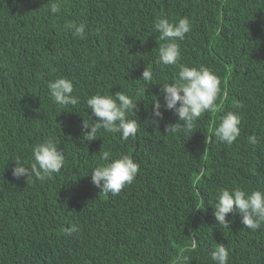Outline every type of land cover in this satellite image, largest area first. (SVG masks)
I'll return each instance as SVG.
<instances>
[{"label": "trees", "instance_id": "obj_1", "mask_svg": "<svg viewBox=\"0 0 264 264\" xmlns=\"http://www.w3.org/2000/svg\"><path fill=\"white\" fill-rule=\"evenodd\" d=\"M59 2L53 14L48 0H0V264H175L177 257L215 264L210 252L220 243L228 264H264V225L252 231L229 213L225 228L211 205L224 188L264 191V0ZM158 17L190 20L179 62L207 66L220 80L217 112L202 114L193 133L171 110L162 109L159 127L151 121L153 102H164L162 84L178 75L176 66L156 63ZM66 22L86 24L85 37ZM147 66L151 83L141 79ZM59 77L72 81L77 105L53 102L48 84ZM118 91L138 100L128 116L138 122L136 136L101 129L102 137L85 140L87 98ZM229 111L241 117L231 145L214 135ZM177 122L179 130L166 132ZM49 136L63 152L61 171L28 184L16 179L15 158L30 164L33 146ZM101 150L139 164L116 196L91 182L92 169L105 163ZM73 225L78 231L66 236Z\"/></svg>", "mask_w": 264, "mask_h": 264}, {"label": "clouds", "instance_id": "obj_2", "mask_svg": "<svg viewBox=\"0 0 264 264\" xmlns=\"http://www.w3.org/2000/svg\"><path fill=\"white\" fill-rule=\"evenodd\" d=\"M49 10L56 14L60 11L59 0H48ZM66 29L71 30L75 37L84 38L86 35V24L66 22ZM154 30L159 33L157 64L173 65L178 68V75L172 82L162 84L161 94L163 104L158 98L153 102L151 121L159 127L163 119L162 109L171 110L183 121L185 133H193L195 121L205 112L215 113L218 110L217 98L220 94V80L216 74L207 66H189L180 63L181 49L180 41L185 39L186 33L191 30V23L187 17L172 22L168 18L158 17L154 22ZM97 31H99L97 29ZM163 41V43H160ZM141 79L151 83L153 71L148 66L142 72ZM50 96L53 102L60 106L77 105L79 98L73 95L74 85L71 80L59 77L48 84ZM145 91L137 90V96ZM137 102L133 96L123 91L113 95L97 93L89 96L86 100L88 109H91L92 122L87 118L82 122L84 130L83 138L92 141L98 136L102 129L104 132L120 133L123 140L135 137L138 131V122L128 119L129 115L136 114ZM237 108H243L242 102H235ZM93 116L96 118L93 121ZM241 117L232 111L227 112L220 118L214 135L228 145L233 144L241 133ZM181 123L169 124L166 132H176ZM247 142L253 146L258 143L255 134L247 137ZM59 141L49 136L42 142L35 144L32 148L33 162L15 158L16 166L12 169V175L16 179L24 177L27 184L33 177L40 181L49 179L55 173H59L64 165L63 152L58 148ZM109 151H100L101 163L92 169L91 182L100 189V193L116 196L128 184H131L139 170V164L129 155H121L110 160ZM211 204V203H210ZM218 225L229 227L226 216L229 213L240 214L241 223L244 228L257 231L264 225V191L253 190L250 193L240 188L221 189L216 193L214 206L211 204ZM64 234L71 236L78 231V227L64 228ZM195 247V244H193ZM229 250L220 243L214 246L210 252L211 259L215 264H228ZM175 264H185V258L177 257Z\"/></svg>", "mask_w": 264, "mask_h": 264}]
</instances>
